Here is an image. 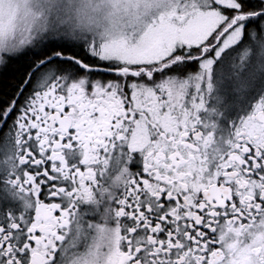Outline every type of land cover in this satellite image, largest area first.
<instances>
[{"label": "snow or ice", "instance_id": "snow-or-ice-1", "mask_svg": "<svg viewBox=\"0 0 264 264\" xmlns=\"http://www.w3.org/2000/svg\"><path fill=\"white\" fill-rule=\"evenodd\" d=\"M0 0V264H264V0H143L133 39ZM126 169L106 194L111 161Z\"/></svg>", "mask_w": 264, "mask_h": 264}, {"label": "rangeland", "instance_id": "rangeland-1", "mask_svg": "<svg viewBox=\"0 0 264 264\" xmlns=\"http://www.w3.org/2000/svg\"><path fill=\"white\" fill-rule=\"evenodd\" d=\"M160 11L145 12L143 0H20L14 22L18 33L27 35L59 16L89 35L131 40Z\"/></svg>", "mask_w": 264, "mask_h": 264}, {"label": "flooded vegetation", "instance_id": "flooded-vegetation-1", "mask_svg": "<svg viewBox=\"0 0 264 264\" xmlns=\"http://www.w3.org/2000/svg\"><path fill=\"white\" fill-rule=\"evenodd\" d=\"M110 167L111 172L107 177V184L109 185V187L101 189V194H106L110 189L114 190L116 187H119L120 183L126 175V169L121 164L118 158L114 157L112 159Z\"/></svg>", "mask_w": 264, "mask_h": 264}]
</instances>
